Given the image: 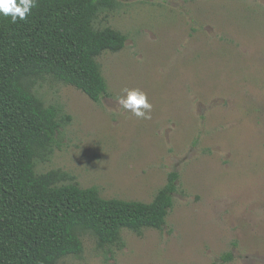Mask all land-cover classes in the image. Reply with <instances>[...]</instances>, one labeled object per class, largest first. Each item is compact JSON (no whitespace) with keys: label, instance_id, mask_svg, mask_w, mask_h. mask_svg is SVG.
<instances>
[{"label":"rangeland","instance_id":"obj_1","mask_svg":"<svg viewBox=\"0 0 264 264\" xmlns=\"http://www.w3.org/2000/svg\"><path fill=\"white\" fill-rule=\"evenodd\" d=\"M118 1L95 22L127 36L97 57L106 94L36 84L71 115L36 171L144 202L176 173L173 205L160 229L104 248L85 234L59 264H264V0ZM126 89L146 94L150 119L120 104Z\"/></svg>","mask_w":264,"mask_h":264},{"label":"trees","instance_id":"obj_2","mask_svg":"<svg viewBox=\"0 0 264 264\" xmlns=\"http://www.w3.org/2000/svg\"><path fill=\"white\" fill-rule=\"evenodd\" d=\"M18 2V0H17ZM118 0H36L24 20L0 15V264H59L79 257L82 237L98 248L121 245V231L160 229L173 205L176 173L151 201L102 197L61 169L37 172L49 160L71 115L45 103L36 84L52 76L98 102L107 92L97 57L117 52L127 36L95 24Z\"/></svg>","mask_w":264,"mask_h":264},{"label":"clouds","instance_id":"obj_3","mask_svg":"<svg viewBox=\"0 0 264 264\" xmlns=\"http://www.w3.org/2000/svg\"><path fill=\"white\" fill-rule=\"evenodd\" d=\"M36 6V0H0V15L11 17V22L24 20ZM126 96L121 98L120 104L139 118L150 119L152 105L145 93L139 89H126Z\"/></svg>","mask_w":264,"mask_h":264}]
</instances>
